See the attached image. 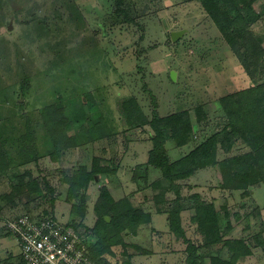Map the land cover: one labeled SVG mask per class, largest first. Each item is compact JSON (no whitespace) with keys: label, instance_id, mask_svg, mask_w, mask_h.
Returning <instances> with one entry per match:
<instances>
[{"label":"rangeland","instance_id":"obj_1","mask_svg":"<svg viewBox=\"0 0 264 264\" xmlns=\"http://www.w3.org/2000/svg\"><path fill=\"white\" fill-rule=\"evenodd\" d=\"M115 1L0 0V264H18L19 255L16 240L3 234V223L28 211L63 224L70 221L69 184L64 179L80 167L90 170L95 157L110 172L83 192L85 218L73 217L81 221L79 230L88 241L97 239L88 230L96 223L93 208L105 188L114 201L126 198L151 214L136 235L121 233L125 247L111 246L104 255L109 261L186 264V244L170 232L167 221L175 195L164 190L167 182L161 171L146 165L150 128L128 129L121 104L135 98L149 119L154 111L163 117L187 110L193 119L198 109L206 114L203 125L195 123L201 138H193L191 146L166 142L168 156L175 161L209 138L217 125H224L220 98L254 83L197 1L124 0L121 8L133 22L117 17ZM254 8L261 17L251 30L264 40V0ZM179 30L187 32L174 43L170 34ZM49 113L53 121L58 116L63 120L59 127L74 138V147L59 151L52 145ZM243 150L244 144H237L230 156ZM218 153L219 160L226 157ZM27 171L38 179L45 197L24 190L9 198ZM219 181L217 168H203L180 182L181 195L198 193L213 202L222 228L231 227L228 237L248 243L251 255L238 264H264L255 239L264 240V185L241 197L242 191L220 190ZM156 195L163 196L159 205L153 200ZM191 201L185 199L184 206ZM190 214V209L182 213L185 234L199 245L203 240ZM218 251L226 257L222 245L215 246L214 253Z\"/></svg>","mask_w":264,"mask_h":264},{"label":"trees","instance_id":"obj_2","mask_svg":"<svg viewBox=\"0 0 264 264\" xmlns=\"http://www.w3.org/2000/svg\"><path fill=\"white\" fill-rule=\"evenodd\" d=\"M195 1L212 19L223 40L254 84L220 98L226 118L224 125H217L215 132L209 138L175 161H171L168 156L166 142L171 140L175 147L181 148L190 144L193 138H201V132L195 128V123L199 124L198 126L203 125L207 119L206 114L198 109L193 119L187 110L163 117L154 111L149 119L144 115L135 98L124 100L121 108L125 114L128 129L145 131L146 126L150 128L151 148L147 153L146 165L161 171L163 180L167 182L164 190L173 192L175 195V204L168 211L167 221L170 232L186 244V264H238L241 258L251 255L248 243L242 238L228 237L231 227L228 225L222 228L219 212L213 202L202 198L198 193L183 198L180 182L194 177L203 168L213 166L219 172L218 188L222 191H242L241 197H245L252 193L251 188L256 189L264 185V40L251 30L252 25L261 17V13L254 8L259 0ZM123 3L124 0L115 1L118 7L117 17L122 15L123 21L133 22L134 19L130 18L126 10L121 8ZM53 118L55 119V116L49 113L46 123L51 124L47 127L52 132H50L52 145L59 151L74 147V138L67 137L62 132L63 125L59 127L63 120L59 116L55 121ZM25 136L29 137V134ZM237 144H244L243 152L230 156ZM219 150L226 155L220 160ZM31 151L36 155L35 147ZM24 152V150L21 151L23 154ZM57 152L56 154L59 153ZM32 160L36 161V158ZM23 161L31 160L24 158ZM109 170L102 164L100 158L95 157L90 170L80 167L72 176L65 177L64 180L69 184L67 200L71 203L72 214L71 220L65 223V227H72L78 233L84 234L79 230L81 221L87 212L83 192L91 181L107 174ZM39 187L38 179L27 171L19 176L18 184L13 186L12 193L8 197L12 199L24 190L39 197H45ZM188 187L191 188V184H188ZM160 197L158 195L153 197L155 205H159ZM185 199L192 200L189 207L184 206ZM188 209L192 211L189 221L194 224L195 231L203 240L199 245H195L185 234L182 213ZM93 210L96 223L88 231L97 239L94 238L95 242L91 241L87 245L85 253L90 263L131 264L129 260L120 263L112 262L104 255L110 251L111 246L125 247L121 233L136 235L141 225L150 222L151 214L134 208L126 198L114 201L105 188H102ZM157 210L160 211L159 208ZM26 213L31 215L32 212ZM254 214H259V210L256 209ZM75 215L81 218L80 222L73 219ZM105 217H108L109 221H106ZM2 232L5 236H11L9 233ZM255 239L264 252V240L260 236H255ZM218 245L226 249L225 258L220 256L219 251L214 253V248ZM199 249H204L206 253L199 252ZM17 261L18 264H23L20 255ZM4 263L10 264L8 261Z\"/></svg>","mask_w":264,"mask_h":264},{"label":"built area","instance_id":"obj_3","mask_svg":"<svg viewBox=\"0 0 264 264\" xmlns=\"http://www.w3.org/2000/svg\"><path fill=\"white\" fill-rule=\"evenodd\" d=\"M2 227L16 240L23 264H91L85 253L88 235L52 217L25 213Z\"/></svg>","mask_w":264,"mask_h":264},{"label":"water","instance_id":"obj_4","mask_svg":"<svg viewBox=\"0 0 264 264\" xmlns=\"http://www.w3.org/2000/svg\"><path fill=\"white\" fill-rule=\"evenodd\" d=\"M11 27V26H10ZM187 32V30H179V31H173L170 36H171V41L172 42H176L178 39H180L185 33ZM176 73L174 71L170 72V77L172 80H176ZM106 221H109L108 217H105Z\"/></svg>","mask_w":264,"mask_h":264},{"label":"crops","instance_id":"obj_5","mask_svg":"<svg viewBox=\"0 0 264 264\" xmlns=\"http://www.w3.org/2000/svg\"><path fill=\"white\" fill-rule=\"evenodd\" d=\"M190 144H191V143H190ZM190 144H188V145H190ZM188 145H186V146H188ZM190 146H191V145H190ZM187 152H188V151H187ZM187 152H186V153H187ZM183 155H184V154H183Z\"/></svg>","mask_w":264,"mask_h":264}]
</instances>
